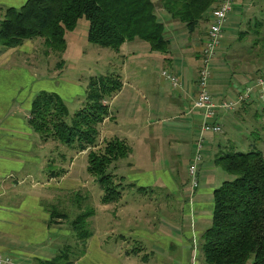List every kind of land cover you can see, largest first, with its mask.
<instances>
[{
    "label": "crops",
    "instance_id": "obj_1",
    "mask_svg": "<svg viewBox=\"0 0 264 264\" xmlns=\"http://www.w3.org/2000/svg\"><path fill=\"white\" fill-rule=\"evenodd\" d=\"M27 1L0 0V24L8 9L19 10V6L22 8ZM161 12L168 28L181 25L187 31L183 24L173 20L164 10ZM210 18L211 14L208 16V27ZM184 36L185 33H182L170 40L175 53L169 52L165 56L153 55L150 46L140 44V40L124 44L116 53L118 59L123 58L126 71V78L120 79L122 89L112 99L118 104L119 120L116 121L110 110L112 117L105 120L99 133L101 143L119 139L131 149L124 163L128 172L119 176L111 172L123 179L125 191L120 201L102 203L100 209H96V216L91 221L93 235L85 244V252L78 259H72L73 264H190L191 255L195 264V251L191 250L190 241L193 239V243L194 240L198 243L211 227L214 192L231 180L215 162L222 154L224 141L219 135L207 136L206 152L215 158L212 161L203 157L199 167L200 185L193 197L191 187L187 195L184 188V193L181 191L178 180L174 184L161 174L158 179L154 171L146 169L151 159L161 158V148H166L168 144L174 145L173 150L179 147L178 152L173 154H191L193 160L203 121L202 113L193 109L202 56L191 58V46L185 42ZM229 45L228 42L223 44L221 56ZM141 49H145L156 61H166V66L180 78L178 88L170 83L174 91L167 92L164 88L146 86V81L143 87L138 86ZM234 52L223 57L226 67L215 60L219 71L218 76L213 75L211 93L217 105L232 102L264 77V70L258 67L238 69L235 63L230 62ZM65 55L61 56L63 62L58 64L60 68L56 65L50 69L49 66L46 71L40 56L52 60L56 57L43 39L26 40L17 48H0V257L10 258L13 264H39L72 247L69 223L50 224L47 207L55 204L60 195L85 188L80 182L85 178L71 171L73 161L69 162L70 154H62L61 157L59 154H37L35 147L40 145V141L30 124L32 105L40 94H56L66 104L60 91L66 84L61 82L57 86L55 82L56 77L65 73ZM128 81L136 85H128ZM85 96L87 99V92ZM250 101L233 111L221 110L218 123L223 126V135L228 134V129L240 125L253 134L255 130L264 128L263 122L259 124L255 121L258 117L255 113L257 99ZM107 104L110 109L109 101ZM111 122L114 123L110 125ZM245 124L251 130L245 128ZM173 133L178 137H173ZM106 134L112 137L107 139ZM48 142L41 143L42 148ZM231 144L236 146L237 143L230 140L228 148ZM83 154L88 157L86 152ZM58 164L63 166L62 170L50 172L51 167ZM118 168L114 164L111 169ZM55 173H62L61 178L57 179ZM165 178L167 181L163 180ZM157 190L162 191L158 198L161 202L151 206L145 195ZM129 196L130 199L126 200ZM186 250L189 251L188 257L182 263L181 257ZM199 260V264H205L203 253Z\"/></svg>",
    "mask_w": 264,
    "mask_h": 264
},
{
    "label": "trees",
    "instance_id": "obj_2",
    "mask_svg": "<svg viewBox=\"0 0 264 264\" xmlns=\"http://www.w3.org/2000/svg\"><path fill=\"white\" fill-rule=\"evenodd\" d=\"M160 1L166 14L193 34L221 0ZM82 19L89 22L88 41L94 45L119 53L124 44L140 40L148 43L152 52L169 54L171 41L153 0H28L21 9L5 12L0 24V48H17L26 40L41 38L49 49L64 54L67 34L75 31ZM121 89L120 77L93 80L85 107L70 121L68 107L56 94H40L31 110V127L43 142L54 140L80 153L89 152L88 172L104 191V204L122 198L123 179L109 170L131 153L119 139L97 149L99 127L110 117L106 102ZM215 162L232 178L214 192L212 225L201 238L205 264H264V156L261 151L225 153ZM63 195L66 197L58 204L47 207L49 223L67 222L69 214L60 208L64 204L77 206L80 213L71 228L85 248L93 235L91 221L96 208H82L81 204L88 201L82 192ZM84 248L77 256L67 253V248L39 264H73L71 257L78 259Z\"/></svg>",
    "mask_w": 264,
    "mask_h": 264
},
{
    "label": "rangeland",
    "instance_id": "obj_3",
    "mask_svg": "<svg viewBox=\"0 0 264 264\" xmlns=\"http://www.w3.org/2000/svg\"><path fill=\"white\" fill-rule=\"evenodd\" d=\"M153 1L154 3H156V14L159 18V21L167 27L168 24L166 23L164 16L161 15V13L163 14V12H161L163 10L161 5L162 2L160 0H153ZM19 9H21V6H19ZM233 12H232L233 14L232 13L230 14L228 18V22L224 27L225 29L223 31V39H222L223 44L228 42L229 44L231 45L233 44V45L232 46L229 45L228 48L225 47L226 49L223 50L224 52L223 55L225 56L226 53H228V55H231L232 52L235 51L233 53L234 54L233 58L230 59V62L232 61L233 63H235L238 69L240 68L242 70H246V69H254V67H258L259 70H264V0H239L238 5L236 6ZM207 23H208V18L200 24L197 31L193 34L188 33L181 25H177L175 27H169V28L167 27L166 28L167 29L166 33H168L167 37L168 39L171 40L172 38L178 37L182 33H185L183 39L188 45L191 46V51L189 53L191 58H195L196 56H202L201 55L202 49L204 43H206L205 40L207 38L206 30L207 28H209L208 27L209 23L208 24ZM88 32H89V22L86 19H82L79 21L75 31L67 34L66 37L67 50L65 51L66 65L64 68L65 73L61 74L59 77H56L55 79L57 86H59L61 82L66 84L60 91L69 109V121L70 119L73 118V116L77 112H79L82 108L85 107L87 102L85 93L86 92L88 93L89 86L93 80H98L101 77H121L120 78L121 80H124L126 78V71L124 70L123 67V58L118 59L116 52L112 51L111 49L102 48L100 46L90 43L88 41ZM139 42H141L140 44H145L146 46H149V44L146 42L143 41H139ZM176 46L177 45H175V47ZM193 47H197V49L194 50ZM222 48L223 47L219 49L215 60H217L218 63H221L222 67H226L224 61L225 58H223L224 56L220 55ZM140 51L141 52H140L139 62L141 64L138 68V73L140 74V78L136 82L138 86L140 85L141 87H143L144 81H146L145 83L146 86L150 88L157 86L160 88H164L167 92H173L174 89L171 86L170 82L162 77L163 71L174 73V71L170 67L166 66L165 64L166 61L162 59H159L160 61H156L155 59L151 58V56H149V53L145 52V49H141ZM169 52L175 53L173 51L172 46L170 47ZM54 54L56 57V59L54 58V60L48 57L40 56L43 60V63L46 66L45 69L46 71L48 70L49 66L50 69H52L53 66L56 65L57 68H60L58 64H62L63 62L61 60V56L63 54H59L55 51ZM152 54L158 56L161 55L165 56L157 52H153ZM215 60L212 65V72L214 77L218 76V71H219L218 68H216ZM53 61L55 63H53ZM144 67L145 70H143ZM128 83H129L128 85H133V86L136 85L130 81H128ZM213 85H214V81L212 77L209 82L210 91ZM255 85L257 86V82L255 83ZM62 86L63 85H61V87ZM260 96L261 93L259 94V92L255 90V92L252 93V97H251V101L252 98L253 99L256 98L258 101L257 109L255 111V113H258V117L255 118V121H257L259 124L260 122L264 123V100H261ZM112 99L113 98L109 100V104H110L109 112L111 110V112H113L114 115L116 116V121H118L119 120V114L117 113L119 111L118 104L113 103ZM236 99L237 98H234L232 99V101H235ZM111 117L112 115L110 113V118ZM113 123L114 122H111L110 125H112ZM101 126L99 128V131L102 130ZM245 128L251 130V127L246 124H245ZM115 131H117V129ZM254 133L255 134H253L250 131L248 132L247 130L243 129L242 126L240 125L237 126L235 129L234 128L228 129V134L226 135L219 134L221 140L224 141L222 154L248 153L251 151H262L264 153V128L255 130ZM35 134L39 138L38 141H40V145L35 147V151H37V154H59L60 157L62 154H70L69 162L73 161V166L71 171H73V173H80L81 176H84L85 178L83 181L80 182L86 187L79 191H74L79 193L82 192L83 196L87 197L88 201H85L84 203L81 204L82 208L85 206H94L97 210H99L100 206L102 205V198L104 196V191L102 190L101 186L96 182V179L91 174H89L87 170V166H88L87 155L83 154V152L80 153L74 150L73 148L62 145L61 143L54 140L49 141L47 145H43L44 148H42L41 143H43V141L40 139L41 137L37 133ZM116 135L119 134L116 133ZM208 135L215 136L216 134L206 135L205 142L203 144L204 148H203L202 156L205 159L213 161L215 156H213L212 154H207L205 149ZM109 136L107 135L108 137L107 139H110L112 137ZM173 137H178V136L173 133ZM100 140L101 138L99 136V147L97 149L102 148L105 145V141L101 143ZM180 140H187V138H182ZM230 140L235 144L237 143L236 146L231 144V147L228 148ZM173 148L174 145L171 144H168L166 148L162 147L160 151L161 158L158 160L151 159L146 165V169L154 171L156 174L155 176L158 179H159V175L161 174L164 177L167 176L169 179H171L174 182V184H176L178 180V183L181 182L180 185V187H182L181 191L183 192L182 189L184 188L187 191V195H188L191 187L189 171H190V166L193 163V160L191 158V154H173L178 152L179 147L176 146L177 148L176 150H173ZM186 149L188 148L186 147ZM88 153L89 152L86 151V154ZM57 158L58 156L56 157V160L59 159ZM125 161L126 159H123L115 163V165L116 166L118 165L119 167L118 170L110 169L109 171L113 172L116 175L126 174L128 172V168L124 164ZM62 167L63 166H60V164L52 166L50 172L51 171L56 172L62 170ZM138 167L144 168L143 166H138ZM222 172H224L229 176V174L226 173L224 170H222ZM55 174L58 175L59 173L58 174L55 173ZM61 174L58 175L57 179L61 178L60 176ZM163 180L167 181V178ZM182 182L184 186H182ZM161 194L162 191L160 190H157L154 193L150 192L145 195L147 197L146 201L148 202L149 205L153 206L154 203L161 202L158 201V198L160 197ZM174 195L177 196V193H175ZM65 197L66 195H60L58 200H61ZM129 199L130 196L126 198V200ZM58 200L55 204H58ZM64 206L65 207L62 206L60 208V211L69 214V220L67 221V224L69 223L70 225L69 227L71 228V222L80 212L78 211L77 206L75 205L73 207L72 206L69 207L66 204H64ZM71 239L72 241L71 240L70 241L72 243V247L68 248L66 252L77 256L83 251L84 248L83 242H80L77 239L73 230H72ZM190 242H191V250L194 249L195 251V264L196 263L199 264L198 260L201 258V253H202L201 239L195 246L193 243V239ZM173 251L175 252V250ZM187 252L189 251L186 250V252L184 253L185 258L184 255L181 257L182 263L184 262V259H187L188 257ZM71 258L73 259V257ZM190 264H194L192 261V255L190 256Z\"/></svg>",
    "mask_w": 264,
    "mask_h": 264
},
{
    "label": "built area",
    "instance_id": "obj_4",
    "mask_svg": "<svg viewBox=\"0 0 264 264\" xmlns=\"http://www.w3.org/2000/svg\"><path fill=\"white\" fill-rule=\"evenodd\" d=\"M239 0H221L211 12L210 27L207 33L206 43L202 49V66L197 78V94L193 109L200 111L203 121L199 130V137L196 141L193 163L190 166L191 196L193 197L199 188V167L203 162V148L207 134H222L223 126L218 123L221 110L233 111L242 104L251 100L253 91L261 93V100H264V77L257 81V86L242 92L236 101L222 102L215 104L214 96L209 89V82L213 77L212 65L219 49L222 47L223 30L230 14L235 10ZM162 76L175 88L180 85V78L175 73L164 71ZM193 201L191 200V206ZM192 218V228H194V216ZM197 244V241H194ZM0 264H13L10 258L0 257Z\"/></svg>",
    "mask_w": 264,
    "mask_h": 264
}]
</instances>
